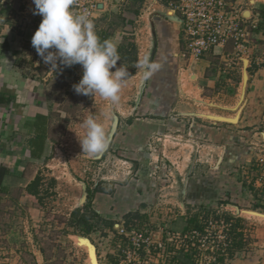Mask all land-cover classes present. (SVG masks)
Listing matches in <instances>:
<instances>
[{
  "label": "rangeland",
  "instance_id": "obj_1",
  "mask_svg": "<svg viewBox=\"0 0 264 264\" xmlns=\"http://www.w3.org/2000/svg\"><path fill=\"white\" fill-rule=\"evenodd\" d=\"M143 3L128 4L138 21L130 23L125 57L121 53L118 64L130 75L146 59H157L154 52L145 57L151 36L140 12ZM117 17L111 19L113 26L122 24ZM141 69L127 78L114 106L99 94L55 91L60 112L49 127L47 156L36 165L39 180L30 189L32 196L20 201L18 190L8 198L0 195V264H34L36 259L38 264H89L84 238L94 246L97 264H180L185 253L191 254L190 264H264V217L259 216H264V139L259 135L264 120L253 139H237V151L227 161L231 163L218 146L223 136L210 138L203 127L194 129L191 119L159 132L134 126L128 118L135 113L137 119L164 114H132L142 96L159 92L161 99L170 98L168 90L149 89L150 79ZM56 78L61 82L63 74ZM166 80L181 94V109L209 114L210 108L189 104V97L212 96L198 89L189 72L167 73ZM89 116L103 123L112 137L109 148L96 156L82 152L80 144ZM130 129L148 133L129 137L125 134ZM133 187L141 191V203L134 209L125 206V211L108 213L103 210L109 208L107 197L95 199L96 191L120 199ZM180 214L196 216L203 232L175 236L171 223Z\"/></svg>",
  "mask_w": 264,
  "mask_h": 264
},
{
  "label": "crops",
  "instance_id": "obj_2",
  "mask_svg": "<svg viewBox=\"0 0 264 264\" xmlns=\"http://www.w3.org/2000/svg\"><path fill=\"white\" fill-rule=\"evenodd\" d=\"M8 1V8L0 11V169L7 171L0 179V195L8 198L18 190L19 200L23 201L32 196L30 189L38 173L36 165L45 159L50 149L49 127L55 113L60 112L55 91L72 90L73 85L81 80L78 78L83 74V67L80 64L66 67L57 61L58 66L53 69L51 64L44 63L32 46V37L43 19L41 15L34 14V0ZM130 1L109 0L94 15L97 35H107L106 39H111L117 45L121 57H125L124 43L131 33V22L138 21L135 13L129 10ZM143 1L140 12L151 36V40L146 42L145 57L154 52L157 58L155 62L162 65L150 78L148 88L168 90L170 98L161 99L163 93L159 92L146 93L139 105L132 108V114L141 111L150 116L161 111L164 112L163 116L137 119L133 118L138 115L135 113L128 121L134 126L145 125L147 129L154 128L159 132L182 126L191 119L194 129L200 126L210 138L219 134L226 139L222 137L218 146L221 153L223 150L225 154V162L231 163L227 161L229 155L237 151V139L241 136H251L253 139L264 120V65L252 63L247 66L243 60H236L232 56V43L213 48L199 62L188 64L181 56V24L170 10L174 0ZM227 1L251 19L264 18V0ZM116 15L122 22L119 26L112 25L111 19ZM255 32L254 37L264 45V27L258 24ZM183 70L189 72L198 89L212 93L206 99L189 97V104L206 106L210 108L209 114L181 109V94L174 92L175 86L167 83L166 75ZM131 72L128 78L138 74V65ZM57 74H63L61 82L57 80ZM166 114L172 115L168 119V116L164 118ZM202 122L208 124L201 125ZM145 131L130 129L125 135L134 137L138 133L139 136H147L148 130ZM262 134L264 139V133H259L260 136ZM229 137L236 139L231 143V140H227ZM138 192L141 191L133 187V192L122 193L120 199L116 195L109 196L105 191H96L94 194L97 200L107 197L109 208L103 210L107 209L110 213L112 209L114 214L125 211V206L134 209V205L141 203ZM115 199L118 202L115 203ZM187 220L180 214L171 223V228L178 231L187 225Z\"/></svg>",
  "mask_w": 264,
  "mask_h": 264
},
{
  "label": "clouds",
  "instance_id": "obj_3",
  "mask_svg": "<svg viewBox=\"0 0 264 264\" xmlns=\"http://www.w3.org/2000/svg\"><path fill=\"white\" fill-rule=\"evenodd\" d=\"M34 14L43 17L32 37V46L44 63L55 69L57 61L71 67H83L82 79L73 85L77 94H99L111 105L120 102V92L130 73L120 62L117 45L111 39L101 42L88 10L77 11L78 0H34ZM144 78L150 79L162 65L147 59L138 64ZM86 133L80 139L82 152L96 156L105 152L112 137L103 123L89 116L84 121Z\"/></svg>",
  "mask_w": 264,
  "mask_h": 264
},
{
  "label": "built area",
  "instance_id": "obj_4",
  "mask_svg": "<svg viewBox=\"0 0 264 264\" xmlns=\"http://www.w3.org/2000/svg\"><path fill=\"white\" fill-rule=\"evenodd\" d=\"M108 1L78 0L74 9L88 10L94 20L95 13L101 11ZM98 4H102L103 8L98 9ZM8 6V0H0V11ZM170 10L181 24V56L188 64L199 62L213 48L232 43V56L236 60H243L247 66L252 63L264 65V45L254 37L258 24L264 27V18L251 19L227 0H174ZM34 264H38L37 259Z\"/></svg>",
  "mask_w": 264,
  "mask_h": 264
},
{
  "label": "trees",
  "instance_id": "obj_5",
  "mask_svg": "<svg viewBox=\"0 0 264 264\" xmlns=\"http://www.w3.org/2000/svg\"><path fill=\"white\" fill-rule=\"evenodd\" d=\"M105 36H107V35H105ZM105 36L100 37L101 42H102L103 40L106 39ZM6 174H7V171H6V170L0 169V179H1L4 175H6ZM38 180H39V179L36 178V179L34 180L32 186H36ZM33 193H34L35 195L38 194L37 190L33 191ZM89 204H90V203L87 202V203L85 204V206L83 207V209H84V210L88 209ZM73 214H74V212H73ZM186 223H187V225H186L184 228H182V229H180V230H178V231L175 230V229H172V232L179 233L180 235L189 234V233H191V232H195V231H196V232H199V233H202V232H203V228H202V226H200V225L198 224V220H197V217H196V216H195L194 218H190L189 220H187ZM191 259H192V258H191V254H190V253H185V254L182 255V258L179 259L178 262H179L180 264H190Z\"/></svg>",
  "mask_w": 264,
  "mask_h": 264
},
{
  "label": "bare ground",
  "instance_id": "obj_6",
  "mask_svg": "<svg viewBox=\"0 0 264 264\" xmlns=\"http://www.w3.org/2000/svg\"><path fill=\"white\" fill-rule=\"evenodd\" d=\"M260 217H264L262 215H259ZM82 243L84 244H88L90 248L87 249L88 251V254H89V264H97V260H96V257H95V248L94 246H91V243L86 240V239H83L82 240Z\"/></svg>",
  "mask_w": 264,
  "mask_h": 264
},
{
  "label": "water",
  "instance_id": "obj_7",
  "mask_svg": "<svg viewBox=\"0 0 264 264\" xmlns=\"http://www.w3.org/2000/svg\"><path fill=\"white\" fill-rule=\"evenodd\" d=\"M97 8H98V9H102V8H103L102 4H98V5H97ZM261 137H263V134H262ZM84 200H85V196H84V198H83V202H84ZM84 239L88 240L87 238H84ZM88 241H89V240H88ZM91 246H93V245L91 244Z\"/></svg>",
  "mask_w": 264,
  "mask_h": 264
}]
</instances>
